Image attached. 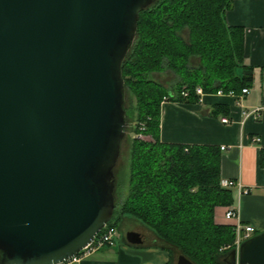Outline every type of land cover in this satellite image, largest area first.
I'll return each mask as SVG.
<instances>
[{"label":"water","instance_id":"1","mask_svg":"<svg viewBox=\"0 0 264 264\" xmlns=\"http://www.w3.org/2000/svg\"><path fill=\"white\" fill-rule=\"evenodd\" d=\"M155 0H0L2 264H59L114 215L122 62ZM131 244L143 235L128 231ZM239 264H264V231ZM237 263V251L224 258ZM176 264H195L180 254Z\"/></svg>","mask_w":264,"mask_h":264},{"label":"trees","instance_id":"2","mask_svg":"<svg viewBox=\"0 0 264 264\" xmlns=\"http://www.w3.org/2000/svg\"><path fill=\"white\" fill-rule=\"evenodd\" d=\"M232 2L155 0L141 10L135 39L122 62L124 100L126 90L135 97L129 109L124 104L125 118L136 136L129 151L128 194L116 200L108 225L118 227L124 217L135 218L195 264H227L224 258L231 249L220 254V248L233 245L236 234L233 225L216 222V209L232 205L235 190L221 185L218 146L161 140V104L165 97L199 102L198 85L206 93H239L251 85L244 29L226 20ZM168 69L178 77L171 86L150 77ZM213 113L225 115L229 108L218 104Z\"/></svg>","mask_w":264,"mask_h":264},{"label":"crops","instance_id":"3","mask_svg":"<svg viewBox=\"0 0 264 264\" xmlns=\"http://www.w3.org/2000/svg\"><path fill=\"white\" fill-rule=\"evenodd\" d=\"M229 25L244 29V63L252 76L249 92L242 99L215 93L206 94L201 102L184 103L167 100L161 104L160 138L164 142L186 145L208 144L221 149V178L240 179L250 192L239 194L230 206L240 209V220L264 231V0H233L226 11ZM238 73L243 70L238 68ZM240 93V92H239ZM222 104L228 114H214ZM261 108L259 115L243 123L242 111ZM227 116L232 123H223ZM258 137L256 143L252 139ZM225 147V148H223ZM229 207V206H228ZM228 207H217L216 222L235 224L225 217ZM120 238L113 246L103 247L80 262L70 264H176L178 256L156 233L141 221L124 217L118 226ZM140 232L141 244L126 240L127 231Z\"/></svg>","mask_w":264,"mask_h":264},{"label":"built area","instance_id":"4","mask_svg":"<svg viewBox=\"0 0 264 264\" xmlns=\"http://www.w3.org/2000/svg\"><path fill=\"white\" fill-rule=\"evenodd\" d=\"M195 90H196V93L200 97L199 102H201L203 100V97L206 94H209V93H206L204 91V89L201 85H198ZM248 92H249L248 87L243 88L240 93H237L234 90H230L228 92H225L224 90L219 89L218 91H216V93L218 95L227 94V95L235 96L239 99H242L243 95L248 93ZM182 94L184 96H187L188 91L183 90ZM167 100H169L168 97H165L164 100L162 101V103L167 101ZM260 110H261V108L243 110L242 111V115H243L242 123L251 116H254L256 118L259 115ZM221 121L223 123H232L233 122V120L227 116H223L221 118ZM141 128L144 129V126L141 125ZM139 137L144 138L145 136L143 134H140ZM259 140H260V138L255 137L252 139V142L256 143ZM223 148H225V147H223ZM221 185L223 187L238 189L239 194H245V193L250 192V190L248 188H245L243 186L240 179H224L223 178V179H221ZM225 217L229 220L235 221L234 231L236 234V239H235L233 245L228 244V245L222 246L221 250L225 251V250L232 249V248L235 249L237 251V263L236 264H239L238 255H239L241 244L244 240L248 239L249 237H251L256 232V227L252 224H244L240 220V209H239V207H236V206H229L226 210ZM118 238H119L118 228L116 226H109L107 224L97 234V236L94 238V240L90 244H88L86 247H84L77 255H75L71 259L63 261L59 264H70L72 262H80L84 258L90 256L92 253H94L95 251H97L103 247L115 245L117 243Z\"/></svg>","mask_w":264,"mask_h":264},{"label":"rangeland","instance_id":"5","mask_svg":"<svg viewBox=\"0 0 264 264\" xmlns=\"http://www.w3.org/2000/svg\"><path fill=\"white\" fill-rule=\"evenodd\" d=\"M151 78L166 84L167 86L173 85L174 82L178 79L177 75L171 70H165L163 72H154L150 75ZM135 102V97L126 90L124 104L129 109V107ZM128 119V126H130V119ZM127 126V133L124 136L121 144V152L115 166V200L122 201L128 194L129 190V175H130V144L132 139L136 136L132 129ZM139 137V136H138ZM145 139H150L149 136H145ZM121 224V222H120ZM128 232V231H127ZM126 234V233H124ZM221 249V248H220ZM175 256H178L179 252L174 250ZM224 253L221 251L220 254ZM222 257V255H219Z\"/></svg>","mask_w":264,"mask_h":264}]
</instances>
